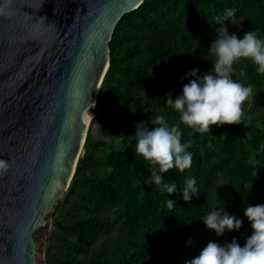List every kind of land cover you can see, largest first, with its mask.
<instances>
[{
    "label": "trees",
    "instance_id": "obj_1",
    "mask_svg": "<svg viewBox=\"0 0 264 264\" xmlns=\"http://www.w3.org/2000/svg\"><path fill=\"white\" fill-rule=\"evenodd\" d=\"M231 8L243 22H225L229 34L255 31L264 38V0H145L123 16L93 110L104 140L87 137L64 198L36 232L38 264H185L209 241L235 238L244 245L252 234L245 207L264 204V75L251 61L234 66L233 79L253 89L242 123L212 126L205 134L180 126L182 143L191 141L192 166L164 174V182L178 185L175 193L150 182L149 163L136 154L132 136L138 122L157 114L169 124L179 121L164 97L178 96L188 83L181 77L192 69L211 70L207 49L216 18ZM188 178L199 191L185 202ZM213 206L240 218L241 229L220 237L206 229L201 220Z\"/></svg>",
    "mask_w": 264,
    "mask_h": 264
},
{
    "label": "water",
    "instance_id": "obj_2",
    "mask_svg": "<svg viewBox=\"0 0 264 264\" xmlns=\"http://www.w3.org/2000/svg\"><path fill=\"white\" fill-rule=\"evenodd\" d=\"M145 0H0V264H38L35 234L72 182L110 43ZM98 137V138H97Z\"/></svg>",
    "mask_w": 264,
    "mask_h": 264
},
{
    "label": "clouds",
    "instance_id": "obj_3",
    "mask_svg": "<svg viewBox=\"0 0 264 264\" xmlns=\"http://www.w3.org/2000/svg\"><path fill=\"white\" fill-rule=\"evenodd\" d=\"M238 19L243 22V17H237L235 8L227 9L222 17L216 18L219 26L215 29V39L207 49L208 54L214 57L211 70L199 75L198 68L192 69L181 77L188 83L183 85L178 96L173 98L171 93L165 95L164 103L179 114V121L169 124L165 115L157 114L148 123L138 122L135 125L132 136L136 140V154L148 161L149 180L161 193L171 195L178 187L175 182H164V174L174 168L183 173L192 166V153L188 151L191 141L182 143L180 126L185 125L196 133L205 134L210 133L212 126L242 123V105L252 95L253 89L233 79L234 66L241 61H251L256 71L264 75V38L255 31L246 32L242 38H238L236 33L229 34L225 22L236 25ZM240 75L243 76L244 72L241 71ZM6 167L8 164L0 160V169ZM198 191L195 178H188L182 188L183 200L190 202L197 197ZM166 206L175 207L170 199H167ZM244 216L250 223L252 234L243 246L235 238L223 245L209 241L197 257L186 260L185 264H264V204L247 205ZM201 222L218 237L225 232H238L243 223L224 207L215 206Z\"/></svg>",
    "mask_w": 264,
    "mask_h": 264
},
{
    "label": "rangeland",
    "instance_id": "obj_4",
    "mask_svg": "<svg viewBox=\"0 0 264 264\" xmlns=\"http://www.w3.org/2000/svg\"><path fill=\"white\" fill-rule=\"evenodd\" d=\"M92 124H93V122H92ZM97 126H98V124H96ZM98 138V137H97ZM49 223H51V220H49ZM49 229H52V227L50 226L49 227ZM44 243V242H43ZM37 249H39V245H38V248Z\"/></svg>",
    "mask_w": 264,
    "mask_h": 264
}]
</instances>
